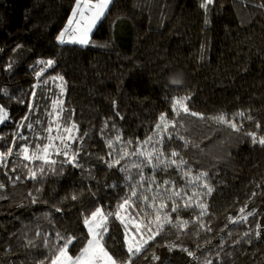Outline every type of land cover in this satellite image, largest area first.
I'll list each match as a JSON object with an SVG mask.
<instances>
[{"label": "trees", "instance_id": "trees-1", "mask_svg": "<svg viewBox=\"0 0 264 264\" xmlns=\"http://www.w3.org/2000/svg\"><path fill=\"white\" fill-rule=\"evenodd\" d=\"M74 3L0 0V89L16 98L0 94V104L11 118L0 126V135L7 141H0V151L10 146L16 125L28 113L27 103L37 83L35 72L42 67L37 64L39 59L56 61L40 80L64 77V107L73 112L80 135L87 133L81 144L73 146L83 149L79 158L83 168H61L58 163L55 171L36 180H24L28 171L21 168L22 179L15 184L0 169V183L5 184L0 190V264H41L51 255L57 232L86 236L82 213L88 215L98 205H109L108 210L115 211L127 189L124 174L105 163L110 160L107 140L120 133L124 141H132L129 150L135 148L137 138L143 141L155 130L162 113L172 118L173 98L184 96L191 97L189 108L205 117L226 113L232 119L243 111L252 119L235 117L243 124L240 132L214 119L187 117L181 121L183 126L178 125L177 131L189 146L176 140L172 148L189 162L193 174L208 173L213 191L199 197L207 205V215L192 223L199 209L182 208L179 215L190 221L187 229L178 234L166 225L134 264H151L153 256L160 258L157 264H205L206 260L264 264V146L253 144L247 135H264V0H216L207 15L200 0H114L90 46L59 45L56 36ZM17 45L22 47L17 49ZM174 80L181 83L173 84ZM105 122L108 127L101 134ZM170 151L165 148L166 153ZM13 160L28 163L10 157L9 167ZM40 163L29 166L35 170ZM124 163L130 166L132 161ZM150 173L146 168L145 174ZM156 179H173L178 187L185 183L174 168L167 174L158 173ZM112 184L119 186L107 187ZM30 192L37 203H32ZM57 207L62 211L57 213ZM241 208L245 215L250 211L255 215L247 223H231L230 218L241 216ZM172 215L175 219L176 214ZM257 224L261 225L259 237ZM109 228L114 237L108 240L110 251L126 259L123 225L111 217ZM45 235L49 247L44 246ZM83 243H76L72 254ZM182 249L195 252L197 259Z\"/></svg>", "mask_w": 264, "mask_h": 264}, {"label": "snow or ice", "instance_id": "snow-or-ice-1", "mask_svg": "<svg viewBox=\"0 0 264 264\" xmlns=\"http://www.w3.org/2000/svg\"><path fill=\"white\" fill-rule=\"evenodd\" d=\"M215 2L216 0H200V8L205 15L209 13L210 6H213ZM113 3L114 0H75L64 28L56 36L58 44H73L81 47L90 46L94 30H98L110 9V5ZM261 7H264V4ZM205 23H208V21L206 20ZM20 47L22 46L17 45V49ZM13 51H16V49H13ZM37 64L42 67L35 72L37 83L33 85V90L27 103L28 113L33 115L40 111L42 107L41 98L37 97V88L47 85L50 80L53 82L58 80L60 82L57 85L60 88V96L62 97L65 92L64 77L61 75L40 80V77L49 68L55 66L56 61L54 59H39ZM11 66L10 63L7 67L11 68ZM172 83L180 84L181 81L174 80ZM0 94L8 99H16L8 93L7 89H0ZM190 99V96L173 98L171 101L172 118H168L169 113H162L151 135L143 141L137 138L136 147L131 150H129L128 146L132 145V141H124L120 133H117L114 138L107 140L106 143L110 149L107 155L110 160L105 161V163L108 168H117L119 172L124 174V187L127 189L125 196L116 205L115 211L108 210L109 205H98L90 214H81L87 233L86 236H64L57 232L55 234V242L51 246V255L45 257L41 264H134L135 258L141 254L150 241H154L164 231L166 225L177 229L178 234L183 233L187 229L190 221L183 219L179 215L182 208L199 209V214L191 221L192 223L207 215V205L199 197L211 194L213 191L207 182L208 173L198 171L193 174L192 166L189 162L183 159L179 151L172 148V144L176 140L181 141L185 148L189 146V142L185 137L178 133L177 127L178 125L183 126L181 123L183 119L195 117L200 120L214 119L217 124L227 125L234 132H240L243 129V124L238 123L235 117L248 120H251L252 117H246L243 111L236 113L232 119H229L226 113L211 118L205 117L204 114L197 113L189 108L187 101ZM19 102L23 104L24 100L20 99ZM65 111L63 100L58 97L51 100L50 110L48 105H43V112L35 120H32L28 113L21 118L16 125L17 130L12 135L10 146L7 147L6 151H0V169L4 170V175L7 176L10 183L15 184L22 179L18 171L21 168H26L28 171V174L23 176L24 180H36L38 176L46 175L48 171H55V166L58 163L61 168L64 165H70L73 168H83V164L79 159L83 149L79 146L74 148L73 145L81 144L87 133L80 135V129L75 121H68L63 118ZM44 116L49 118L46 121V127ZM10 119L9 110L3 104H0V126L10 122ZM26 121L27 123H25ZM107 127L108 124L105 122L104 128L100 130L101 134ZM256 127L260 128L258 122ZM25 128L32 135H25ZM113 128H115L114 124ZM53 132L56 134L53 135ZM247 135L251 138L253 144L258 143L264 146V135H258L256 132H249ZM34 140L37 142L34 143ZM41 140H46V143H39L38 141ZM0 141L7 143L2 135H0ZM57 141L58 143H56ZM149 144L152 145L150 149L146 147ZM117 145L120 147L118 148ZM166 147L171 149V151L166 153ZM53 156L62 157V159H55ZM10 157H16L28 163L21 165L13 160L12 166L9 167ZM133 157L136 159L133 160ZM35 161H40L41 163L34 170L29 165ZM122 161H132V163L129 166L128 163L121 164ZM133 168L136 170L135 174L131 171ZM146 168L151 169L149 175L145 174ZM173 168L180 178L184 180L185 183L183 185L178 187L173 179H164L162 181L156 179L158 173L167 174ZM10 173H15V176L10 175ZM118 186V184L107 185L110 188ZM4 188L5 184L0 183V190ZM189 188H195L196 190L189 194ZM201 189L206 191L201 192ZM29 196L32 197L33 204L37 203V198L31 192ZM72 199L75 200L77 197L73 195ZM169 202L171 203L170 209ZM130 208L132 212L128 211ZM55 211L59 213L62 209L57 207ZM122 211L125 213L123 216L121 215ZM240 212L241 216L238 219L230 218L231 223H239L241 221L247 223L248 217L255 215L251 211L245 215L243 208L240 209ZM173 213L176 214L175 219H173ZM111 217L119 220L121 225H123L122 247L127 254L126 259H121L109 249L108 240L114 239L110 235L109 228ZM145 220H147V223H145ZM200 226L201 228L204 227L202 223ZM260 228L261 225L257 224L258 230L255 233L257 237L261 234ZM208 231H211V229L209 228ZM245 235L247 236L248 233L246 232ZM36 236H41V233L37 232ZM81 241H84L83 246L80 247L78 252L72 254L70 249H74L75 244ZM29 244H32L31 240H29ZM44 246L49 247V237L47 235L44 236ZM222 247L223 245H221ZM169 250L171 251L172 248L170 247ZM182 250L187 251L188 255L193 257V259H197L195 252L187 249ZM153 259L159 260V257L153 256ZM205 264H212V261L206 260Z\"/></svg>", "mask_w": 264, "mask_h": 264}, {"label": "rangeland", "instance_id": "rangeland-1", "mask_svg": "<svg viewBox=\"0 0 264 264\" xmlns=\"http://www.w3.org/2000/svg\"><path fill=\"white\" fill-rule=\"evenodd\" d=\"M59 83L60 82L58 80L55 81V82L50 81L47 85H42V87L38 89V96L37 97L41 98L42 107H41L40 111L36 112L35 115H33L32 113L29 115L32 120H35L37 118V116L41 115V112H43V105H48L49 106V110H50V104H51V100L52 99H56V98L59 97L60 99L63 100V107L65 106V100H66V94H67V85H66V83L64 84L65 92H64V95L61 97L60 96V88L57 86ZM72 117H73V112L66 109V111L63 113V118L65 120L72 121ZM43 119L45 120V127H46V121L49 118L47 116H44ZM25 123H27V121ZM37 127H39V126H37ZM24 134L25 135H32L31 133L28 132L27 128L24 129ZM55 134L56 133L53 132V135H55ZM33 139H34V137H33ZM35 142H37V141L34 140V143ZM38 142L43 144V143H46V140H41V141H38ZM21 143H23V141H21ZM56 143H58V141ZM14 151H15V149H14ZM30 151H31V149H30ZM53 158L58 159V157H55V156H53ZM60 159H62V157ZM159 260H160V258H159ZM159 260L153 259L151 264H157Z\"/></svg>", "mask_w": 264, "mask_h": 264}, {"label": "crops", "instance_id": "crops-1", "mask_svg": "<svg viewBox=\"0 0 264 264\" xmlns=\"http://www.w3.org/2000/svg\"><path fill=\"white\" fill-rule=\"evenodd\" d=\"M111 6V5H110ZM66 45V44H65Z\"/></svg>", "mask_w": 264, "mask_h": 264}]
</instances>
